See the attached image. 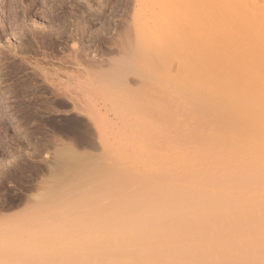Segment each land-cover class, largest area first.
I'll list each match as a JSON object with an SVG mask.
<instances>
[{
  "label": "rangeland",
  "instance_id": "obj_1",
  "mask_svg": "<svg viewBox=\"0 0 264 264\" xmlns=\"http://www.w3.org/2000/svg\"><path fill=\"white\" fill-rule=\"evenodd\" d=\"M207 1L0 0V264H93L112 231L121 238L126 207L146 196L153 208L158 194L175 187L168 189L173 180L186 183L188 170L170 172L174 156L188 167L200 162L185 152L207 134L204 95L197 90L203 79L193 82L187 74L193 51L200 57L194 66H204ZM248 1L252 128L260 136L264 0ZM214 120H206L213 122L210 130ZM239 120L240 131L249 127ZM257 141L256 149L264 144ZM66 144L83 160L75 176L53 177L48 164ZM159 164L173 167L165 171V165L163 176ZM23 195L33 201L13 207Z\"/></svg>",
  "mask_w": 264,
  "mask_h": 264
},
{
  "label": "bare ground",
  "instance_id": "obj_2",
  "mask_svg": "<svg viewBox=\"0 0 264 264\" xmlns=\"http://www.w3.org/2000/svg\"><path fill=\"white\" fill-rule=\"evenodd\" d=\"M215 1H218L215 5L213 2L204 5V48L201 58L204 59V66L202 69L199 67L200 71L196 67L199 53L196 52V55L193 51V56L190 52L192 55L189 54V58L197 57L195 62L190 58L192 61L189 62L193 66L188 64L190 68L187 73L190 74V79V76H195L191 79L193 82L203 79V85L197 81L201 85L199 87L203 86L201 90L194 83L191 92L196 91L192 93L193 97L198 93L197 90L201 96L204 95L201 109L204 108L202 111L208 118L203 120L208 124V129H205V142L201 144L199 140L201 146L205 145L204 150L203 147L199 148L201 146H197L198 149L196 146L190 148L194 145L192 141L191 145L187 144L189 152L183 151L189 154V158H196L195 162L199 159L203 162L193 164V160L189 163L190 167L182 164L185 166L180 168L182 158L177 159L173 155L178 164L176 161L172 163L175 171L171 169L169 172L176 173L180 169L184 174L187 173L188 178L183 173H177L178 176H183L182 179H187L186 183L183 182L185 185L179 183L180 178L173 174L171 177L178 179L175 181L177 186L170 178L173 181L168 189L173 185L175 187L169 189V192L158 194L153 208L146 204V196L139 206L126 207L123 213L124 228L118 233L121 238L118 239L117 234L112 231L109 241H106L107 246L102 250H95L93 264H264V144H260L262 148L258 147L259 150L255 147L257 140L260 143L264 138L256 139L257 136L261 138L264 134H261L262 130L260 136L259 132L256 134L252 124L255 122L253 8L248 0L242 3L238 0ZM199 74L203 75L199 76L200 79L197 78ZM198 111L199 114L200 110ZM194 114L198 117V114ZM194 114L192 113V118ZM241 117L247 121L246 124L249 123V127L245 124L243 128H247L243 131L239 130L238 122ZM192 118L191 121H194ZM206 120L216 121V127L212 124L210 130L209 126L213 122L209 124ZM201 129L205 133L202 127ZM69 130L72 131L70 128ZM183 139L182 137L181 140ZM176 141L181 146L185 142L181 144L177 138ZM187 142L189 143L188 139L185 143ZM197 142L196 145H199ZM186 155H182L183 159ZM202 157L204 160H201ZM189 158L185 160H191ZM82 160L83 156L76 152L73 145L66 144L56 149L54 162L48 164V169L53 177L62 179L68 171L70 176H75L76 166ZM161 165L159 164L162 169H158L159 173L173 167L164 164V168ZM162 172L160 174L165 176ZM23 196L17 202H12V206L33 201L32 197Z\"/></svg>",
  "mask_w": 264,
  "mask_h": 264
}]
</instances>
